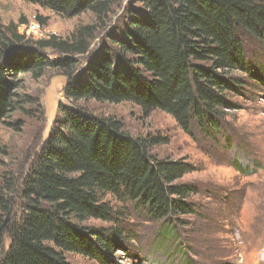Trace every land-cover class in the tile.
I'll return each mask as SVG.
<instances>
[{"label":"trees","instance_id":"obj_1","mask_svg":"<svg viewBox=\"0 0 264 264\" xmlns=\"http://www.w3.org/2000/svg\"><path fill=\"white\" fill-rule=\"evenodd\" d=\"M24 1L67 16L88 11L101 24L34 47L15 25L0 26V122L15 109L21 74L38 78L45 69L62 70L68 78L64 97L71 102L68 108L58 104L62 118L22 179L17 216L0 188V264H69L67 253L104 263L132 237L122 224L129 210L160 222V246L176 244L175 253H182L176 264H191L177 251L178 228L184 217L198 214L189 200L199 189L177 181L196 168L152 156L150 149L165 139L133 138L120 121L94 117L75 103L129 102L169 114L187 134L196 126L217 136L226 110L235 106L232 98L252 82L264 85L247 54L250 42L264 47V0H135L140 8L120 27L122 34L110 31L108 45L79 76L74 55L89 51L118 0ZM47 49L65 57L41 55ZM89 219L111 226L82 225Z\"/></svg>","mask_w":264,"mask_h":264},{"label":"rangeland","instance_id":"obj_2","mask_svg":"<svg viewBox=\"0 0 264 264\" xmlns=\"http://www.w3.org/2000/svg\"><path fill=\"white\" fill-rule=\"evenodd\" d=\"M138 8L135 0H118L91 37L89 51L74 55L75 76L98 57L102 45H108L110 31L120 34V27ZM97 21L88 11L67 16L24 0H0V26L15 25L30 47L52 36L67 39L81 27L99 26L101 22ZM247 54L264 82V47L250 42ZM41 55L60 60L65 57L50 49ZM67 79L54 67L45 69L38 78L30 73L19 75L14 89L15 109L0 122V188L7 193L16 216L22 179L51 127L62 118L58 104L70 107L71 102L64 97ZM231 103L235 106L226 110L217 136H208L196 126L187 134L169 114L161 110L144 112L129 102L75 103L94 117L120 121L122 130L133 138L165 139L166 143L150 149L152 156L183 160L196 168L177 181L199 189L189 200L198 205V214L184 217L186 224L178 228L182 245L177 251L182 250L191 264H264V85L252 82L243 96H234ZM121 206L118 203L117 207ZM129 212L131 215L123 218L122 224L132 237L107 255L104 263L72 253L65 255L67 262L176 264L182 253H175L176 244L160 246V222ZM82 225L108 228L111 223L89 219ZM8 242L5 237V245Z\"/></svg>","mask_w":264,"mask_h":264},{"label":"built area","instance_id":"obj_3","mask_svg":"<svg viewBox=\"0 0 264 264\" xmlns=\"http://www.w3.org/2000/svg\"><path fill=\"white\" fill-rule=\"evenodd\" d=\"M21 34V33H20ZM24 35V34H23Z\"/></svg>","mask_w":264,"mask_h":264}]
</instances>
